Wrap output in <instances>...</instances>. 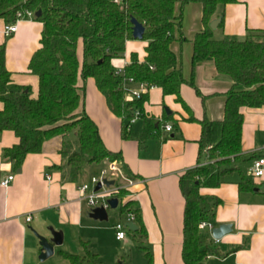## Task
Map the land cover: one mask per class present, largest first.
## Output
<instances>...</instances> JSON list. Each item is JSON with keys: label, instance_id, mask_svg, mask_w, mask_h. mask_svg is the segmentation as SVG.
Listing matches in <instances>:
<instances>
[{"label": "crops", "instance_id": "0c3cea01", "mask_svg": "<svg viewBox=\"0 0 264 264\" xmlns=\"http://www.w3.org/2000/svg\"><path fill=\"white\" fill-rule=\"evenodd\" d=\"M178 1L175 13L181 15L180 34L174 32L175 40L170 50L186 82L180 88L182 103L152 88L139 108L142 116L130 126L124 139L122 120L109 111L94 80L89 78L83 83L79 78L77 82L78 87L84 86L79 111L84 110L94 122L105 148L119 154L124 175L140 181L128 201L134 202L131 209L139 210L144 235L129 231L125 240L116 241L112 224L106 227L93 219L91 210L79 199L78 185L97 173L105 165L104 161L84 167L75 182L63 180L64 170L59 171L57 167L64 164L60 150L63 142L70 141V134L64 139L57 137L46 142L40 154L27 155L17 173L3 151L17 145L19 140L13 132L5 131L0 133V182L9 175L14 178L7 188L0 186V264L46 262L49 258L38 261L40 248L33 231L48 237L46 229L49 227L63 234L62 248L54 247L51 257L57 254L66 264L71 263L61 254L90 255L94 264H103L104 253L109 252L111 256L113 250L125 251L131 245L128 238L136 242L147 264H184L181 258L184 199L179 178L207 160L205 153L199 154L200 125L190 119L222 121L226 94L233 82L216 72L211 59L192 69L193 40L203 30L202 7L198 3L182 6L181 0ZM221 18L222 27L213 31L214 40H243L249 32L264 35V0H234L219 6L211 22ZM4 26V20L0 19V46L5 47V68L12 83L29 87L31 98L36 99L38 78L29 72L28 65L40 48L42 24L34 19L20 21L16 32L8 38L3 35ZM146 47L147 42L142 40L127 41L123 56L111 61L113 70L124 71L131 55L143 62ZM77 55L81 60V43ZM191 81L204 99L188 85ZM2 109L0 102V111ZM240 112L243 162L237 166L239 170L224 177L218 188L200 190L205 208L214 214L210 223L213 228L230 226V232L217 243L211 232L199 231L203 248L212 251L203 264H264V175L253 180L247 172L254 159H264V106L242 108ZM142 118L156 122L157 132L146 139H142ZM166 124L172 126L169 133L163 129ZM243 179L250 182L252 189L239 190L238 184ZM27 216L31 218L29 223L25 221ZM116 255H112L113 264ZM118 264L133 263L121 258Z\"/></svg>", "mask_w": 264, "mask_h": 264}, {"label": "trees", "instance_id": "16d2710c", "mask_svg": "<svg viewBox=\"0 0 264 264\" xmlns=\"http://www.w3.org/2000/svg\"><path fill=\"white\" fill-rule=\"evenodd\" d=\"M178 0H0V19L5 24L15 21L18 11H30L40 16L34 20L42 24L40 48L29 61V72L38 78V95L31 98L29 87L14 85L5 68V47L0 46V133L13 132L17 145L4 149L3 155L15 170L27 155L40 154L43 145L57 137L75 136V141H65L60 155L64 164L63 180L75 182L86 166L99 165L105 160H119V154L108 151L103 145L94 122L80 110L83 104V83L93 79L103 95L109 111L123 123L122 138L126 139L133 112L144 100L124 102L120 89L123 78L146 83L161 90L163 96H174L182 103L180 88L185 84L176 56L170 50L179 31L181 15L175 13ZM234 0H181L182 6L198 3L202 7L203 30L193 40L191 66L194 69L204 61L213 60L216 72L233 82L226 94L223 119L211 122L196 121L201 134L199 154L211 161L185 171L179 178V188L184 199L182 250L184 264H203L212 251L204 247L198 225L214 218L212 210L204 205L201 189H215L222 179L238 169L243 161L241 148L242 108L258 109L264 106V35L249 32L243 40H214L209 28L219 6ZM144 27L142 41L147 42L145 59L139 62L136 55L125 67L122 76L115 74L111 61L121 58L125 43L132 38L130 20ZM221 18L218 27H222ZM181 39V38H180ZM82 45V58H78V44ZM197 96H204L194 86ZM143 120L142 139L151 137L157 129L155 121ZM240 191L252 189L248 180L238 184ZM121 195H124L122 193ZM127 201L122 212L136 216V233L144 235L138 209H131ZM71 264H94L93 257L61 254Z\"/></svg>", "mask_w": 264, "mask_h": 264}, {"label": "built area", "instance_id": "2783aa9c", "mask_svg": "<svg viewBox=\"0 0 264 264\" xmlns=\"http://www.w3.org/2000/svg\"><path fill=\"white\" fill-rule=\"evenodd\" d=\"M35 14L30 11H18L15 16V21L10 24H5L3 29V35L8 38L13 35L17 30V23L20 21H29L34 19ZM115 74L118 76L123 75V71L117 70ZM153 87L142 82L137 83L133 78L125 77L121 82L120 89L123 92L124 102L132 103L140 101L144 96L148 95L149 91ZM142 116V111L137 109L133 112V117L129 121V125L135 123ZM164 131L169 133L172 131V126L166 124L163 127ZM207 159V158H206ZM105 165L99 169V171L89 177L87 182H82L77 187L79 199L84 201L87 207L92 211L93 209L101 208L107 215L109 212L117 213L116 220L112 224V230L115 235L116 241H123L126 238L129 229L128 223H134L136 216L133 212H122L124 204L129 198L134 196V189L140 183L137 179L127 177L122 171V167L118 160H105ZM208 159L200 166L210 164ZM248 176L253 180L261 179L264 175V159H254L248 168ZM14 176L9 175L0 182V186L7 188L10 182H12ZM105 182H112L111 186H106ZM99 189L96 190V187ZM124 193V195H121ZM116 199L117 207L112 210L108 203L109 200ZM31 220L30 216L25 218L26 223ZM213 226L208 222H202L198 225V230H207L211 232ZM216 243L218 240L215 241Z\"/></svg>", "mask_w": 264, "mask_h": 264}, {"label": "water", "instance_id": "95a60500", "mask_svg": "<svg viewBox=\"0 0 264 264\" xmlns=\"http://www.w3.org/2000/svg\"><path fill=\"white\" fill-rule=\"evenodd\" d=\"M40 14H41L40 12H37L35 14V16L39 17ZM219 23H220V19L212 21L209 25V28L212 31H214L218 27ZM130 24H131L132 38L134 40H142L143 34H144V27L140 23H138L135 19H131ZM165 111L167 114L170 113L168 110H165ZM17 173H20V170H18ZM105 184H106V186H111L113 183L112 182H105ZM98 189H99V186L96 187V190H98ZM108 203H109L110 208L112 210L116 209V207H117V200L116 199L109 200ZM90 216L93 219L98 220V221H104L107 219V213L101 208L93 209L91 211ZM126 226L129 229V231H131V232L137 231V226L134 223H128ZM46 231L49 235L48 237H44V236L40 235L39 233H37L36 231H33V234H34L35 238L37 239L38 246L40 248L39 255H38V260L40 262H43V261L47 260L48 258H50L54 253V251H53L54 247L61 246L62 241H63L62 232L55 231L51 227L47 228ZM229 232H230V226L229 225H220V226L212 229L211 237L213 238V240H220L223 236H225Z\"/></svg>", "mask_w": 264, "mask_h": 264}, {"label": "rangeland", "instance_id": "374dc122", "mask_svg": "<svg viewBox=\"0 0 264 264\" xmlns=\"http://www.w3.org/2000/svg\"><path fill=\"white\" fill-rule=\"evenodd\" d=\"M69 140L71 142L74 141L75 136L73 134H70ZM88 180H89V178L87 179V181ZM89 213H90V211H89ZM116 218H118L117 213L109 212L107 215V219L104 221H99V222L102 225L107 227V226H111V224H113V222ZM128 239L131 241V245L128 246V248L125 251H122L121 249H118V251L113 250V252H111V256H110L109 252H106V255L104 253V256L102 255L103 257L101 258L103 264H113V262L111 263L112 255H116V254L117 255H116V258L114 260V264H118L119 261L121 260V258H124L126 263H129L130 261H132L133 264H147V262L144 258V254L141 250L138 249V245L136 244V242L131 238H128ZM61 248H62V246H61ZM57 256L58 255L56 254L55 256L50 257L46 262L41 263V264H61V263L66 264V262H64L62 259L58 258Z\"/></svg>", "mask_w": 264, "mask_h": 264}, {"label": "clouds", "instance_id": "9594fccd", "mask_svg": "<svg viewBox=\"0 0 264 264\" xmlns=\"http://www.w3.org/2000/svg\"><path fill=\"white\" fill-rule=\"evenodd\" d=\"M113 63H116V61H113Z\"/></svg>", "mask_w": 264, "mask_h": 264}]
</instances>
